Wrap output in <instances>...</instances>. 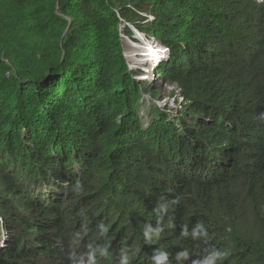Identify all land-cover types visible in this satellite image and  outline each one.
<instances>
[{"label":"trees","instance_id":"1","mask_svg":"<svg viewBox=\"0 0 264 264\" xmlns=\"http://www.w3.org/2000/svg\"><path fill=\"white\" fill-rule=\"evenodd\" d=\"M138 11L186 103L148 128L157 89L133 81L119 33ZM262 113L264 1L0 0V264H264Z\"/></svg>","mask_w":264,"mask_h":264},{"label":"rangeland","instance_id":"2","mask_svg":"<svg viewBox=\"0 0 264 264\" xmlns=\"http://www.w3.org/2000/svg\"><path fill=\"white\" fill-rule=\"evenodd\" d=\"M257 1L259 2V0ZM115 12L117 13V16H120V14H118V9H116ZM138 13L139 15H141V19H139V21L136 23L127 22L119 17L120 20H122L123 22L122 25H120L119 33L121 38L120 42L123 50V57L126 66L128 67L129 72L131 73L133 81H135L136 83H144L146 80H149V83L146 84L149 87H155L157 89L155 90L157 92L156 98H152L149 93L142 91L143 100L140 104L141 109L139 116L142 119L144 127L148 128L149 124L153 121L154 117H158L162 114H165L167 117H169L172 122L176 121L178 117L182 116L179 115L180 112L177 113L178 110H181L182 107L185 106V104H183L182 107L180 106L182 100L180 98L179 89L177 88V86L166 82L165 79L159 77L157 73L158 70L155 69V67H149L147 65L150 58H147L144 55L148 52V42H154V44H157L158 46L164 45H162L158 40H156L153 34L146 35L142 33V31H140L138 28V26H151L155 21V16L153 15V13H151V11H138ZM125 28L130 30L131 35L124 33ZM167 54L169 55V57H167L166 55L162 60L160 59L159 62L169 61L170 51H168ZM149 64H153V61H149ZM140 67L145 68L146 71L140 69ZM139 72H143L142 74L144 75L138 74ZM143 77H145V79ZM158 103H160L161 105H158ZM164 104L167 105L166 108L162 107V105ZM5 239L6 238L4 236H1V246L5 244Z\"/></svg>","mask_w":264,"mask_h":264},{"label":"clouds","instance_id":"3","mask_svg":"<svg viewBox=\"0 0 264 264\" xmlns=\"http://www.w3.org/2000/svg\"><path fill=\"white\" fill-rule=\"evenodd\" d=\"M259 2H261V1H259ZM262 2H263V0H262ZM259 119L264 120V113H262L260 115ZM173 203H179V198H177V200L174 201ZM164 210H166V209L157 208L156 209L157 215L159 216L161 214V212L164 211ZM102 231L106 232L107 229L102 227ZM160 232H161V229H159V228H156V229H152L150 227L147 228L145 230V232H144V240H145V242L148 243V244L155 243L154 237H159ZM181 235L183 237H187L189 235L186 227L184 228V230H183ZM192 236H193V238H196L198 236V233L196 231H194L192 233ZM100 255L102 257H104V258L109 257L110 253L108 251V248L107 247L101 248L100 249ZM226 255H227V253L216 252L212 256H210L208 259H205L202 262L201 261H195L194 264H215L217 259H221L222 260L223 258L226 257ZM176 259L178 261H184V260L188 259V252L184 251V252L178 253L177 256H176ZM151 261H152V264H168L169 255L167 253H165V252L156 250L154 252L153 256L151 257ZM89 264H97L96 258H95V254H93L90 257ZM120 264H130L129 257L126 254H122L121 255Z\"/></svg>","mask_w":264,"mask_h":264},{"label":"built area","instance_id":"4","mask_svg":"<svg viewBox=\"0 0 264 264\" xmlns=\"http://www.w3.org/2000/svg\"><path fill=\"white\" fill-rule=\"evenodd\" d=\"M259 1H262V0H259ZM154 20V19H153ZM148 52L144 55L145 57H147V58H150V60L149 61H153V64H149V61H148V63H147V65L150 67V66H153V67H155V69H159L160 68V65L163 63V61H161V62H159L160 61V59L162 60L166 55H167V57H169V55L167 54L168 53V51H170L169 49L167 50V47H165V46H158L157 44H154V42H148ZM157 47H159V48H157ZM165 47V48H164ZM153 48H157V55H155V53H154V51H153ZM144 67H146V66H144ZM140 69H142V70H144V71H146V69L145 68H143V67H140ZM154 69V70H155ZM134 71V70H133ZM143 72H139L138 74H142ZM137 74V75H138ZM142 75H144V74H142ZM146 77V76H145ZM145 77H143V78H145ZM179 95H180V91H179ZM180 98H181V107H182V105L183 104H185V106H186V103H185V101H184V99L182 98V96L180 95ZM158 105H161L160 103H158ZM182 107V109L181 110H178V112L177 113H179V115H181L182 113H184L185 111H186V107ZM162 107L163 108H166L167 107V105H162Z\"/></svg>","mask_w":264,"mask_h":264},{"label":"bare ground","instance_id":"5","mask_svg":"<svg viewBox=\"0 0 264 264\" xmlns=\"http://www.w3.org/2000/svg\"><path fill=\"white\" fill-rule=\"evenodd\" d=\"M155 55H157V48H153ZM141 54V53H140ZM141 56V55H140ZM143 56V55H142Z\"/></svg>","mask_w":264,"mask_h":264}]
</instances>
